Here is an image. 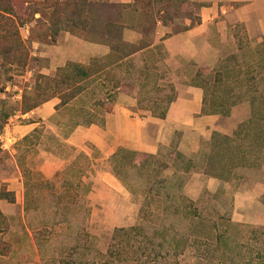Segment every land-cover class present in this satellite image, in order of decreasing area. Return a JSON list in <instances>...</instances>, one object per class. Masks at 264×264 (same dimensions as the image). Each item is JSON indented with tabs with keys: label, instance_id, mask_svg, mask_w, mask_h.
<instances>
[{
	"label": "rangeland",
	"instance_id": "374dc122",
	"mask_svg": "<svg viewBox=\"0 0 264 264\" xmlns=\"http://www.w3.org/2000/svg\"><path fill=\"white\" fill-rule=\"evenodd\" d=\"M4 1L7 2L0 3V214L3 216L0 217V245L5 249L0 253V264H63L75 259V256L70 257L72 252L68 249L74 245L73 239L65 247L59 243L49 250L41 249L30 219L34 220L33 224L42 217L49 222L51 210L37 202L39 194L48 200L47 190L40 193L36 184L46 180L55 183L56 174L65 173L74 161L81 159L80 153L88 159L80 160L82 168L88 163L91 165L84 178V183L90 184L87 195L90 215L85 232L89 247L106 254L116 229L140 224L144 190L138 187L136 195L131 194L114 174L112 157L102 158L92 144L87 143L79 150L64 141L75 117H70L71 112L86 110L94 114V120L101 121L103 111L93 105L111 91V86L100 88L99 76L89 79L80 85L83 95L64 110H58L63 97L71 93V84L62 83L63 73L66 74L73 64L88 67L91 63L83 65L68 60L57 68L47 69L50 60L44 54L67 32L85 41L107 44L104 33L108 23L134 27L142 37L131 45L150 46L159 24L167 28L168 37L195 25L199 20L200 6L197 0H133L132 3L123 0ZM6 4L11 8L8 13L3 10ZM18 38L28 54L23 64L18 60ZM11 48L12 52L8 54ZM147 48L123 58L122 53L128 50L125 47L123 51L113 52L100 60L102 65L117 63L116 70L111 66L108 74L113 82L120 84L121 92L137 101L138 110L161 113L166 101L174 95V86L162 64L165 57L162 45ZM193 82L204 88L207 109L224 114L230 104L236 102L240 104L239 116L244 113L243 109L249 115L233 135H215L211 147L201 151L195 162L200 169L206 165L209 176L219 174L218 178L229 182L232 186L230 193L205 191L198 201H193L178 190L176 203L180 204L179 195L191 203L190 220L202 222L205 235L215 233L213 222L221 224L219 232L228 226L230 231L227 233L230 232L234 242L242 243L239 254L251 264H264V225L244 224L231 218L233 192L241 184L245 171L264 167V120L261 118L264 114V38L261 41L250 39L240 25L236 43L218 65L213 69H199ZM46 104H53L51 114L41 119L35 113ZM30 124H34V129L27 132L24 129ZM176 153V149L169 148L157 159L147 161L152 167L155 164L161 178L178 184L186 175L181 170L184 163L176 160ZM145 160V157L140 158L141 162ZM164 166H168L171 172H167ZM178 168L180 172L175 171ZM143 182L142 179L140 183L143 185ZM69 183L71 186L77 184L74 180ZM69 197L74 200V195ZM148 198L151 211L158 219L166 203L158 197ZM35 202L36 205L31 207ZM252 210L257 211L255 207ZM70 219V222L55 225L53 232L66 234L72 229L69 225L75 220L78 222L75 216ZM193 247L191 245L188 249L182 264H196L190 257L194 253ZM76 261L83 263L77 258Z\"/></svg>",
	"mask_w": 264,
	"mask_h": 264
},
{
	"label": "crops",
	"instance_id": "0c3cea01",
	"mask_svg": "<svg viewBox=\"0 0 264 264\" xmlns=\"http://www.w3.org/2000/svg\"><path fill=\"white\" fill-rule=\"evenodd\" d=\"M202 1L205 5L198 11L199 24L169 37L166 36L167 28L159 24L154 42L147 48L162 45L165 53L162 64L174 86L176 96L165 118L138 110L137 101L119 90L113 110L105 114L104 127H79L66 140L68 144L81 150L90 143L104 159L121 149L157 158L170 148L195 161L203 149L210 147L214 135L231 136L247 121L249 112L246 109H243L241 116L238 114L240 104L231 109L229 116L204 113L205 92L193 79L199 69H213L218 65L228 49L236 43V32L240 25L250 39L263 40L264 0ZM122 2L132 3L133 0ZM122 36L130 44L138 43L142 37L129 27L124 28ZM110 53L111 48L104 43L85 41L67 32L44 55L50 60L47 68L50 69L64 65L68 60L89 65L91 61L105 58ZM52 107L53 104H46L35 114L46 119ZM33 129L34 124H30L24 130L30 132ZM166 170L171 172L170 168ZM244 175L233 192L231 218L244 224L264 225V167L246 170ZM231 189L229 182L198 169L189 173L182 192L189 199L198 201L205 191L228 194ZM254 207L256 212L252 210Z\"/></svg>",
	"mask_w": 264,
	"mask_h": 264
},
{
	"label": "trees",
	"instance_id": "16d2710c",
	"mask_svg": "<svg viewBox=\"0 0 264 264\" xmlns=\"http://www.w3.org/2000/svg\"><path fill=\"white\" fill-rule=\"evenodd\" d=\"M5 2L7 1L0 0V3ZM197 2L200 8L205 5L202 0H197ZM125 7L128 6H124V8ZM5 8L6 9H3L5 12L8 13L11 11V8H9L7 4L5 5ZM199 23L200 18L196 24ZM126 27L128 26L118 27L110 23L106 25L104 35L105 42L107 43L106 45L109 44L108 46L111 48L110 54L123 51L125 47H128L127 52L122 53L123 58H126L135 55L148 47H135V45L126 43L122 38V31ZM129 28L135 30L132 26H129ZM16 43L18 60L20 64H23L25 58L28 56L26 47L19 38ZM11 52L12 48L8 51V54H11ZM109 56L105 58H108ZM93 61L88 67L73 64L71 69L69 68L70 70H66V74H64L65 72L63 73L64 78L62 79V83L71 84V93L66 97H63L64 99L58 110H64L69 103L72 104L83 95L84 90L80 86L81 83L83 84L87 80L99 76L98 78L102 82L100 88L105 89L106 86H111V91H107L108 93L104 92V98L96 100L93 105V107L102 109L103 115L101 121L94 120V114H91L86 110H76L71 112L72 114L70 117L74 115L75 117L72 120L73 123L68 129L64 141H66L79 127H89L91 125L104 127L105 114L113 110L117 93L122 88L118 82H113L110 78V74H108L111 66H115L114 70H116V67L118 66L116 65L117 63H111L112 65H102L100 59H97V62L95 61V63H93ZM216 74L219 75L220 73L217 72ZM173 93V97L166 101L164 111L156 113L155 111L150 110L154 117L161 119L165 118L167 110L176 96L174 90ZM93 98L95 99V97ZM107 106L110 108H107ZM235 106H237V103L232 102L229 110L224 111V114L216 112L215 110H209L207 109L208 105L205 92L204 113L229 116L231 109ZM261 116L264 120V114ZM214 137L215 135L213 136V139ZM208 149H203L202 151H207ZM79 155L82 158L74 161V163L65 170V173H61V175L59 173L56 174L55 183L46 180L41 184H36L39 187L38 189L40 193H43L44 189L47 190L48 200L46 201V196L44 197L39 194L37 202H39V205L43 204V207L47 210H51L52 215L48 220L49 222L44 220L46 217H42L35 224H33L34 220L32 221L30 219L31 228L33 229V233H35L37 245L42 247L41 249L43 250H49L53 245L56 247L59 243L65 247L69 240L73 239L74 245L68 249L72 252L70 257L75 256V259L63 262V264H78L76 258L84 264H182L183 258L186 256L188 249L191 248V245L195 248L193 247L194 253L190 257L196 264H251L250 260H245L239 254L242 248V243L240 242L238 244L237 242H234V239L231 238L229 234L230 232L227 233V231H230L228 226L225 227V231L219 232L221 224L213 222L212 225L215 227V233L212 235H205L203 232L204 227H202L203 223H195V221L190 220L191 211L193 210V208L190 207L191 203L188 200H183L184 197L182 195H179L181 196L179 197L180 204L176 203V191L179 190L181 193L183 185L189 178V173L200 169V166L197 167L195 164L196 160L193 161L186 159L179 153H176V160L180 161L181 164L184 163L181 170L182 173L186 175V178L184 176L178 184L171 183L172 181L161 178L160 174H157L158 171L154 166L155 164L152 167L149 162L151 161L149 160L150 158L157 159L156 157L140 155L139 153L125 149L117 151V153L112 156V162L114 164L112 168L113 172L117 178L126 185L127 190L135 195L137 193L136 188L139 187V189L141 188L144 190L143 195L145 196V200L143 201L141 208L142 216L140 224L129 228H119L115 230L106 254L94 251L89 247L88 235L85 232V226L90 215V207L87 200V195L90 192V184H85L84 178L87 177V172L91 165L88 163L82 168L80 160L88 159L84 154L80 153ZM141 157H145L146 160L141 162ZM164 168L167 169L169 167L164 166ZM201 170H204L208 175L210 173V170L208 167L206 168V165L203 166ZM175 171L180 172L179 168ZM157 177H160L162 180L154 179ZM142 179L144 180L143 185L140 183ZM71 180H74L77 184L71 186L69 183ZM70 194L74 195V200L69 197ZM149 196L161 198L163 203H166L162 206L163 213L158 219L153 215V211H151L150 201H148ZM37 202L31 205V207L36 205ZM180 205L182 207H180ZM32 210L35 212L34 209ZM32 210L31 212L34 213ZM193 212L200 218V215H198L196 211ZM74 213L76 215H74ZM74 216L77 217L78 222L76 220L72 222L69 225L72 229L66 234L60 235L53 232L55 225L70 222V218H74ZM49 228H51L52 231H50ZM191 229L192 231H190ZM3 249H5V246L0 245V253H3ZM82 254H85V256H82Z\"/></svg>",
	"mask_w": 264,
	"mask_h": 264
},
{
	"label": "built area",
	"instance_id": "2783aa9c",
	"mask_svg": "<svg viewBox=\"0 0 264 264\" xmlns=\"http://www.w3.org/2000/svg\"><path fill=\"white\" fill-rule=\"evenodd\" d=\"M7 130V134L9 135V131H8V129H6Z\"/></svg>",
	"mask_w": 264,
	"mask_h": 264
}]
</instances>
